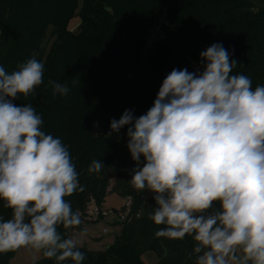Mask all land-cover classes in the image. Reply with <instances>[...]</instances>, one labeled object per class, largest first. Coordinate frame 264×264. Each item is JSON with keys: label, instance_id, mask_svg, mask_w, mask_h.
<instances>
[{"label": "clouds", "instance_id": "clouds-1", "mask_svg": "<svg viewBox=\"0 0 264 264\" xmlns=\"http://www.w3.org/2000/svg\"><path fill=\"white\" fill-rule=\"evenodd\" d=\"M200 58L202 72L173 69L152 107L139 117L125 110L107 135L129 126L136 162L129 182L155 193L150 219L165 225L157 237L192 236L195 264H264V86L253 90L250 77L232 74L238 62L222 44ZM43 75L35 56L10 74L0 66V199L11 209V218L0 217V253L23 247L56 264H82L86 229L67 238L58 231L82 224L65 199L84 190L70 153L41 130L31 103H12L34 94ZM49 85L54 94L69 92L67 84ZM104 166L93 160L87 171Z\"/></svg>", "mask_w": 264, "mask_h": 264}, {"label": "trees", "instance_id": "trees-1", "mask_svg": "<svg viewBox=\"0 0 264 264\" xmlns=\"http://www.w3.org/2000/svg\"><path fill=\"white\" fill-rule=\"evenodd\" d=\"M259 1L257 7L253 0H0V66L10 74L33 56L44 64L35 93L12 103H31L43 120L41 130L67 147L84 189L65 197L73 212L84 214L117 193L133 199L135 216L141 213L121 226L107 249L79 247L82 264H144L149 252L157 264H195L192 236L157 237L165 225L150 219L155 200L129 182L136 167L127 148L129 126L107 134L125 110L134 117L145 114L164 78L186 66L194 72L188 67L203 64L200 53L215 43L238 62L232 74L250 77L253 90L264 86V0ZM76 15L81 23L72 32L69 23ZM162 20L170 27L145 55L150 31ZM49 80L67 84L68 94H54ZM93 160L105 165L99 173L87 171ZM141 162L142 167L143 157ZM3 205L0 199V217L6 220L11 209ZM75 230H83V220L75 229L58 226L64 238ZM17 252L0 253V264H10ZM33 264L56 262L42 255Z\"/></svg>", "mask_w": 264, "mask_h": 264}, {"label": "rangeland", "instance_id": "rangeland-1", "mask_svg": "<svg viewBox=\"0 0 264 264\" xmlns=\"http://www.w3.org/2000/svg\"><path fill=\"white\" fill-rule=\"evenodd\" d=\"M80 4L83 0H79ZM254 4L260 6L259 0H253ZM80 18L76 15L69 23V30L72 32H77L80 27ZM160 24V23H159ZM158 24V25H159ZM157 25V26H158ZM156 26V27H157ZM155 27V28H156ZM155 28L150 31V34L147 39V46L145 48V55L149 53L151 48L153 47L156 41V33ZM201 65V63H195L188 68H192L194 65ZM187 68V66H186ZM194 71V70H193ZM142 165V162H141ZM147 197H154L155 193L147 190L146 192ZM127 198L126 196L119 195L117 193H110L105 202L103 203V207L106 210H118L121 211L126 207ZM111 226H108L110 233L104 234L103 227L106 224L97 223L94 226L86 229L85 235L80 238V248H86L90 251H103L107 249L109 246L113 245L117 236H119L122 232L121 226L114 225V222L109 220L108 222ZM79 232V230H75L74 233ZM42 258V253H36L30 248H20L17 254L13 257L10 261V264H33L38 262ZM144 264H157L158 259L157 256L153 252H149L143 256Z\"/></svg>", "mask_w": 264, "mask_h": 264}, {"label": "built area", "instance_id": "built-area-1", "mask_svg": "<svg viewBox=\"0 0 264 264\" xmlns=\"http://www.w3.org/2000/svg\"><path fill=\"white\" fill-rule=\"evenodd\" d=\"M170 23L166 20H162L160 24L155 28L156 39L160 38L164 35V28H169ZM194 72H202L203 67L201 65H194L193 66ZM127 198L126 207L121 210H106L104 209L103 205H95L90 207L84 214H80V218L83 220V229H88L94 226L97 223L106 224L103 227V233L109 234L110 230L108 226H111L108 222L109 220L114 222L116 226H122L123 224L132 222L135 217L139 218L140 214L135 216L134 212V201L129 196Z\"/></svg>", "mask_w": 264, "mask_h": 264}]
</instances>
